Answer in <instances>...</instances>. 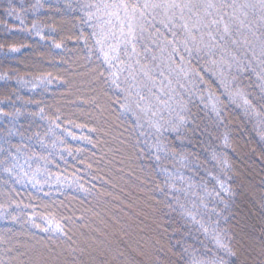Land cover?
Instances as JSON below:
<instances>
[{
    "label": "trees",
    "instance_id": "trees-1",
    "mask_svg": "<svg viewBox=\"0 0 264 264\" xmlns=\"http://www.w3.org/2000/svg\"><path fill=\"white\" fill-rule=\"evenodd\" d=\"M207 1L157 123L113 83L98 0H0V264H264V3Z\"/></svg>",
    "mask_w": 264,
    "mask_h": 264
},
{
    "label": "rangeland",
    "instance_id": "rangeland-1",
    "mask_svg": "<svg viewBox=\"0 0 264 264\" xmlns=\"http://www.w3.org/2000/svg\"><path fill=\"white\" fill-rule=\"evenodd\" d=\"M178 1L98 0L92 15L98 48L105 63L111 67L114 85L122 93L124 92L128 102L132 100L135 103V99L139 104L141 102L140 114L148 122L153 119L159 123L161 117L166 118L165 114L168 115V119L173 120L183 111V107H179L176 102L178 93L174 84L175 65L170 67L167 59L171 55L175 56L176 22L184 27L187 20H193L192 8H189L190 3L196 2L202 7L208 1L187 0L188 2L184 3L181 9L176 6ZM250 1L253 2V0ZM255 1L258 4L264 3V0ZM235 15L237 16V12ZM201 23L205 21L202 20ZM228 29L229 26H222L223 37ZM192 30L194 28H191L190 32H193ZM186 33L187 41L197 48L196 51L200 50V44L194 42V39L197 36L203 37L204 33L196 36L193 33L190 35ZM162 43L165 48L163 45L161 50L160 44ZM251 44L257 45L256 42H250L249 48L248 44L246 45L247 50L254 57L257 54L261 57L262 51L259 52L258 46L252 48ZM161 55L167 56V59ZM152 59L154 62L158 60V64H152ZM212 66H214L212 71L221 88L226 89L233 99L244 102L242 92L238 87L232 86L231 79L226 74V65L213 61ZM149 130L152 129L149 128ZM47 223L52 228L53 225Z\"/></svg>",
    "mask_w": 264,
    "mask_h": 264
}]
</instances>
